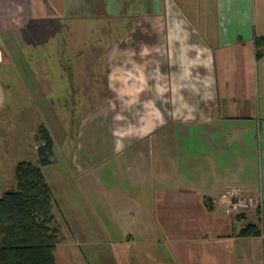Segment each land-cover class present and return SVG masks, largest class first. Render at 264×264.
<instances>
[{"label": "rangeland", "instance_id": "374dc122", "mask_svg": "<svg viewBox=\"0 0 264 264\" xmlns=\"http://www.w3.org/2000/svg\"><path fill=\"white\" fill-rule=\"evenodd\" d=\"M263 3L264 0H261V5ZM261 13L264 14L262 11ZM158 17L157 20H154V24L157 23L156 28L160 37L158 40L154 37V42L147 43L149 38L145 33L148 30L155 31V27L145 26L143 18L136 19L138 25L133 27L134 20L115 17L112 12L0 11V23L8 22L9 19L11 20L9 24H17L23 28L22 31L13 33L14 41L11 43H8L7 39L1 43L5 40V36L0 33L2 57L6 56V51L10 59V62H5V59L2 58L3 62L0 63V81L6 92L8 100L6 105L10 106L9 109L4 107L5 114L0 110V195L4 191L16 187L15 167L18 161L36 162V147L39 144L37 129L40 124H43L51 129L55 137L53 155L55 160L50 165L43 167L49 184L54 186L55 196L59 202L66 203L71 198L74 204L79 206H82V202L87 203L81 185L71 183L78 181L82 174L73 173L74 177L71 175L70 179L66 178L68 169L65 167V162H67L66 157H70L69 147L72 146L71 144H75V139L79 137L78 135L81 136L80 133L84 125L90 121L91 123H87L85 135H82L84 136L82 141L88 143L89 152L87 151V153L90 155L92 150L96 154L95 159L92 157L94 155H90L89 160H95L97 164L102 162L100 159L110 160L113 157L114 148L108 119L114 118L117 132H123L124 136L127 133L136 132L134 136L137 139L143 135L144 140L138 139L139 141L153 140L154 136H151L150 133L154 130L163 132L162 137L157 139L158 144L155 139L153 141L159 147L152 146L150 148V145L143 146L139 143L136 148L147 152L149 149H153L155 153L160 149V155L170 154L169 161L179 165L181 174L178 173L176 177L186 187H183L185 191H179L180 194L175 200L172 199L168 203L171 214H175L177 217L184 212L195 213L198 211L199 193L204 192L205 185L211 186L216 183L218 194L230 196L225 203L220 204L221 208L218 209V212L228 214L233 218V232L236 231L235 222L241 216L247 215L245 217L247 220L255 219L259 224L256 215L259 216L261 204L251 193L241 189L244 183H248L249 177L256 181V171L253 170L254 163H252L253 157L251 156V150L255 143L253 138L252 140L242 138L243 130L241 128L245 127L244 124L240 122L210 123L208 121L211 118L210 112L215 120L217 113L215 110L212 112L209 109L202 116H207L205 122L197 118L194 120L191 107L182 106L179 109L170 104L171 101L173 103V100L178 98V90L174 89L170 92V99L167 96L161 97V94L164 93L161 91V85L162 87L166 85L163 84L160 73L157 72L151 77V82L159 87L158 92L149 89L150 79L145 73L143 64H140L142 68L138 67L137 74L134 66L121 74L117 81L119 83L118 90L110 92L107 88L108 78H110V83L114 84L117 80L115 77L118 76V71H116L110 75L111 77H108L107 52L113 51L119 55L120 51H131L136 52V58L140 62H146L153 56H159V61L161 58L159 51H167V47L172 42L171 38L181 35L177 32L178 28L161 27L162 16ZM36 21L40 23L37 30L34 28V25L37 24ZM161 30H167V42L164 49L161 48ZM186 34L188 40V33L186 32ZM180 38L181 42L186 44V48H189L186 36ZM18 47L22 51L17 55L15 51L19 49ZM187 62L189 67H193V51H191ZM155 67L160 69L157 64ZM36 69L38 73L35 74L33 72ZM188 80L193 81V78L188 77ZM130 83H133V86ZM34 87L37 91H33ZM33 93L35 99H37V94L43 98L42 102L39 100L40 102L36 103L42 104L40 107L29 106L31 105L29 99L34 98ZM167 93L168 91H165V94ZM48 97L53 99L49 100ZM3 106V97L0 96V108ZM178 115L179 118H177ZM4 116H6V122L2 121ZM64 133L68 135L67 142L62 138ZM251 134L252 132L249 133V136ZM160 143L163 147H160ZM162 152H168V154ZM132 155L134 153L130 151L128 157H132ZM146 155L148 157V154ZM108 160L106 162L111 165L112 162ZM165 164L166 160L160 158L156 165L162 167ZM132 168L133 170H128L126 174H123H125V178L137 184L145 181L152 172L149 168L140 169L137 172L136 163ZM246 169L247 171H245ZM99 177V171L92 172L88 176L91 179V182L88 183L90 193L97 197L99 192L107 191L109 186V181H105L109 178H102V183H99ZM64 178L67 180L65 186L61 183ZM137 187L132 186L131 188L130 186V189L127 190L126 187L120 185L111 191L114 195L106 196L107 201H114L116 221L127 232L140 228L142 224L145 226V222L148 224L146 203L136 204V200L142 201L139 199L140 194H136ZM188 187L191 189L189 192ZM157 188L155 187V195L158 191ZM148 190L149 186L145 187V191ZM160 191L165 190L161 189ZM185 193L187 195L183 196ZM241 197L252 198V200L244 205L238 202ZM210 200L209 198L203 203V207L205 206L208 211L213 209V206H209V203L213 204ZM134 216H138V218ZM195 217L199 219L200 214ZM76 218L75 223L79 224L76 227L85 229L87 223L80 222L81 217L77 216ZM170 219L176 223L177 227L181 225L179 224L180 219L176 222L172 215H170ZM155 220L157 224L154 223V226L164 231L167 222L166 216L156 213ZM208 221L214 227L218 223V220L213 217ZM91 224V228H86L88 232L73 238L77 239L82 235L83 243L64 240L58 245L55 251L58 264H78L77 258L81 256L69 249L70 247L66 249L69 244L74 245L75 249L81 250L87 264H149V261L150 264H156L163 260L174 262L178 259V253L173 248L176 245L190 242L182 240L183 242L171 243L169 247L172 248L168 250L166 244H158L153 241V258L146 260L144 254L147 255V252H143L144 254L136 252L134 248L129 247L130 242H125V244L110 243V240L118 239L119 233L110 227H107L108 230H102L97 218L94 217V224L92 222ZM66 227L70 228L72 225L66 223ZM179 228L181 229V227ZM158 231H155L154 228L148 229L146 232L148 235L155 236ZM181 234L183 233L180 232V236H182ZM159 248L162 250L157 251ZM139 256H143L142 262L137 259ZM129 260L130 263H127Z\"/></svg>", "mask_w": 264, "mask_h": 264}, {"label": "crops", "instance_id": "0c3cea01", "mask_svg": "<svg viewBox=\"0 0 264 264\" xmlns=\"http://www.w3.org/2000/svg\"><path fill=\"white\" fill-rule=\"evenodd\" d=\"M0 11L112 12L115 17L134 20L133 27L138 25V22L136 23L135 21L136 19L143 18L144 20H141L144 21L145 26L149 28L155 27V31L150 32L148 30L145 33L147 38H149L147 43L154 42V37H156V40L159 39L160 36H158L156 28L157 23L154 24V20H157L158 16H162L161 27L178 28L177 32L181 33V35L171 38L172 42L167 47V51H159L161 55L159 61V56H153L146 62H140L136 58V52L133 53L131 51H120L119 55H116L113 51L107 52L108 77L118 71V76L115 77L117 80H115L114 84L110 83V78H108V90L110 92L118 90L119 83L117 81L121 74L127 69H132L133 66L136 67L134 70L137 74L139 71L138 67L143 64L145 73L150 79L149 89L151 91L158 92L159 90V87L151 82V77L157 72L161 74V80L166 85L165 87L161 85V91L164 92L161 94L162 98L167 96L170 99V92L174 89L178 90V98L174 99L173 103L172 101L170 103L173 107H178L179 109L182 106L191 107L194 120L197 118L203 122L207 119V116L202 117L206 114V111L208 109L212 112L215 110L217 113L216 120L213 119V115L210 112L211 118L208 120L210 123L240 122L245 125V127L241 128L243 130L242 138L250 140L253 138L255 143L254 148L251 150V156L253 157L252 163H254L253 170L256 171V181H254V178L249 177L248 183H244L241 189L251 193L261 204L259 216L256 215V220H258L259 224L254 218L251 221L245 218L247 215L245 217L241 216L235 222L236 227L234 226V228L236 231L233 232V218L228 214L218 212V209L221 208L220 204L225 203L230 196L218 194V185L216 183L211 186L205 185L203 190L205 193H199L200 206L195 213L184 212V214L177 215V217L175 214L170 213L168 203L172 199L175 200L180 194L179 191L186 187L176 177L178 173L181 174L179 165L169 161L171 155L168 152H162L168 154L163 156L160 155V149V152L156 151L159 153L157 154L153 149H149L147 152L136 148L139 143L143 146H146V144L150 145V148L152 146L159 147L156 146L159 143L157 139L162 137L163 132L154 130L150 133L151 136H154L157 144L151 138H149L151 140L142 141L144 140L143 135L138 138L142 139L139 141L134 136L136 132L127 133L124 136L123 132L116 131L114 118L108 119L114 151L113 157L107 160L112 163L109 165L106 162L107 160L100 159V162H102L97 164L95 160H89L90 155H94L92 157L95 159V151L91 150L89 155L87 153L88 143L82 141L84 137L82 135H85L86 127H88L87 123H91L90 121L86 122L80 133L81 136L78 135L79 137L75 139V144H71L72 146L69 147L68 154L70 157H66L65 167L68 169L67 180L71 178L73 173L82 174L78 181L71 183L81 185L83 196H85L87 203L82 202V206H79L74 204L71 198L66 203L59 202L55 196L54 186L49 184L43 172L53 195L55 224L59 227L62 237L57 244L56 250L58 245L64 240L66 242L70 240L72 243L74 240L75 242H82V235L77 238L79 240L73 238L88 232L86 228L92 227L91 222L94 224L95 217L98 219L99 226L103 228L102 230H108L107 227H110L113 231L119 233L118 239H115V241L110 240V243L125 244V242H130L129 247L134 248L136 252H141L142 254L147 252V255L144 254L146 260L147 258H153L154 242L166 244V249L169 248L168 250H171L172 247H169L171 243L190 241L176 245L173 248L178 253V259L174 262L163 260L156 264H264V56L257 60L254 46V37L264 36V14L261 13V11L264 12V3L261 5V0H0ZM35 17L38 18L39 16L35 15ZM7 21L0 23V33L5 36V40L1 41V43L5 42L6 39L8 43L13 42V33L23 30L20 25L9 24L11 22L9 19ZM37 21V24L34 25L36 30L40 24ZM161 31V48L164 49L167 42V30ZM186 32L188 33V40ZM184 36H186V42H189V48H186V44L181 42L182 39L180 37ZM21 51L22 49L19 48L15 53L18 55ZM191 51H193V67H189L187 62ZM5 54L6 56L3 55V59H5V62H10L6 51ZM3 59L0 63L3 62ZM155 64L159 65L160 69L155 67ZM33 73H38L37 69ZM188 77L193 78V81H189ZM130 84L133 86V83ZM26 89H28L27 86ZM33 91H37L36 87L33 88ZM165 91H168V93L165 94ZM0 96L3 97L4 103L3 108H0V110L1 113L5 114L6 109L4 107L9 109L10 106L6 105L8 100L1 81ZM36 96L37 99H35L36 97H34L33 93L34 98L29 99L31 104L29 106L36 108L42 105L36 103L39 100L42 102L43 98L39 94ZM48 98L49 100L53 99L51 97ZM105 101L107 100L105 99ZM44 102L47 103V101ZM167 102L169 103V101ZM180 112L182 113V110ZM177 118H179V115ZM2 121L6 122V116L3 117ZM46 128L48 129V127ZM48 130L54 140L55 137L51 129ZM250 132H252L251 136H249ZM62 135L64 136H62L63 140L67 142L68 135L65 133ZM160 147H163L161 143ZM130 151L134 153L132 157H128ZM146 154H148V157ZM63 155L65 157L64 152ZM160 158L165 159L167 165L158 167L156 164ZM54 160L55 158L52 157L51 163ZM134 163L137 164V172L140 169L147 168L152 171L149 177L142 181L141 184L125 178L128 170H133ZM97 171L100 172L99 183H102V178H109L105 179V181H109L107 191L99 192L98 197L90 193L88 186V183L91 182L88 176L92 172ZM114 175L116 176L115 178ZM67 180L64 178L61 183L65 186ZM120 185L126 187L127 190L130 189V186L131 188L132 186H138L136 194H140V198H138L142 201L136 200V204L142 205L146 203L145 210L149 217L148 224L144 223L145 226L142 224L140 228L127 232L117 223V218L114 215L116 210L114 201H107L106 196L114 195L111 191L118 186L120 187ZM140 186L142 188H139ZM147 186H149V190L145 191ZM155 187H158L156 195L154 193ZM161 189L165 191H160ZM188 189V192L191 191L189 187ZM186 195V193L183 194V196ZM205 196L209 197L213 203L211 211H208L205 206L203 207ZM156 213L166 216L167 222L165 223L164 231L154 226V223L157 224L155 220ZM197 214H200V220L195 217ZM170 215L176 219V222L180 219L179 224L181 225L177 227L176 223L170 219ZM77 216L78 218L81 217L80 222L82 221L83 224L87 223L85 229L82 228V230L76 227L79 225L75 223ZM134 217L138 218V216ZM211 217L218 220L216 227L210 225L208 219ZM249 222L255 223L259 227L261 235L238 236L239 229ZM66 223H70L72 227L67 228ZM154 228L155 231L160 230L161 232L158 231L155 236L148 235V229ZM180 232L183 233L181 234L182 236H180ZM68 248L80 254L81 257L77 258L78 264H87L81 250L75 249L74 245L71 244L66 249ZM161 250L159 248L157 251ZM56 257L55 253V264H58ZM137 259L142 262L143 256H139ZM127 263H130V260Z\"/></svg>", "mask_w": 264, "mask_h": 264}, {"label": "trees", "instance_id": "16d2710c", "mask_svg": "<svg viewBox=\"0 0 264 264\" xmlns=\"http://www.w3.org/2000/svg\"><path fill=\"white\" fill-rule=\"evenodd\" d=\"M254 46L259 60L264 56V36H255ZM37 135L36 162L18 161L16 187L0 195V264H55V250L62 237L55 224L53 195L42 171L51 163L54 140L43 124ZM206 200L209 197L205 196ZM237 235L259 236L261 230L249 222Z\"/></svg>", "mask_w": 264, "mask_h": 264}, {"label": "built area", "instance_id": "2783aa9c", "mask_svg": "<svg viewBox=\"0 0 264 264\" xmlns=\"http://www.w3.org/2000/svg\"><path fill=\"white\" fill-rule=\"evenodd\" d=\"M2 51L0 50V62L2 61ZM247 199H248V201H247ZM252 200V198H247V197H241V198H239V200H238V202H240V203H243L244 205H246L247 204V202H250Z\"/></svg>", "mask_w": 264, "mask_h": 264}]
</instances>
